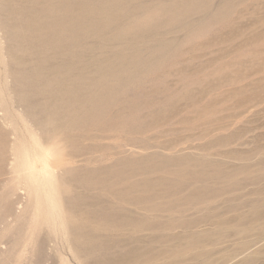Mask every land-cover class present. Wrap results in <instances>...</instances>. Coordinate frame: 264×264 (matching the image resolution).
Wrapping results in <instances>:
<instances>
[{
  "label": "rangeland",
  "instance_id": "rangeland-1",
  "mask_svg": "<svg viewBox=\"0 0 264 264\" xmlns=\"http://www.w3.org/2000/svg\"><path fill=\"white\" fill-rule=\"evenodd\" d=\"M0 264H264V0H0Z\"/></svg>",
  "mask_w": 264,
  "mask_h": 264
}]
</instances>
